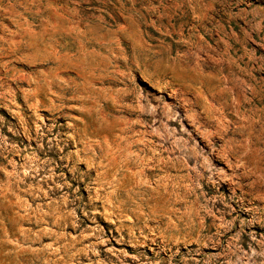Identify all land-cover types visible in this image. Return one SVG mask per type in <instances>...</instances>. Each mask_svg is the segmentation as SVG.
Here are the masks:
<instances>
[{"label":"rangeland","instance_id":"obj_1","mask_svg":"<svg viewBox=\"0 0 264 264\" xmlns=\"http://www.w3.org/2000/svg\"><path fill=\"white\" fill-rule=\"evenodd\" d=\"M0 264H264V0H0Z\"/></svg>","mask_w":264,"mask_h":264}]
</instances>
